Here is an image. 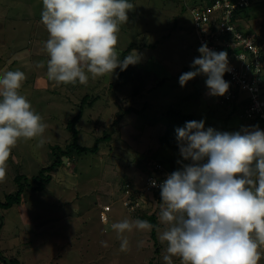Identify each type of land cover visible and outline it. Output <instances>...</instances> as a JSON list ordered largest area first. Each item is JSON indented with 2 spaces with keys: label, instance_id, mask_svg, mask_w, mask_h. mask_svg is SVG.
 Wrapping results in <instances>:
<instances>
[{
  "label": "rangeland",
  "instance_id": "374dc122",
  "mask_svg": "<svg viewBox=\"0 0 264 264\" xmlns=\"http://www.w3.org/2000/svg\"><path fill=\"white\" fill-rule=\"evenodd\" d=\"M195 1L130 0L133 8L127 10V22L119 24L115 51L122 60L135 49L140 54L139 62L122 73L117 67L113 74L99 76L87 73L85 67L89 76L86 84H57L47 78L48 55L43 45L49 33L41 23L42 0H0V76L17 69L25 73L18 91L45 125L40 136L20 138L12 148L5 164L6 175L0 180V202L17 190V174L30 178L55 160L52 146H63L68 140L66 124L79 112L84 96L88 100L76 125L78 143L90 147L104 131L110 135L108 141L98 143L96 153L64 157L62 166L51 172L44 190L33 191L27 186L21 204L8 210L0 207V252L7 259L19 264H166L163 256L167 244L159 240L167 227L159 219L164 203L152 205L146 199L142 209L157 216L158 245L150 237L151 230L133 228L118 237L110 228L114 222L137 219L135 206L121 189L123 181L144 190L148 176L145 170L153 161L165 159L169 166L175 163L180 167L178 148H167L159 141L169 127L183 126L166 111L174 108L191 114L194 120L217 123L221 126L215 128L218 131H239L249 126L264 130L263 125L246 123L238 113L226 118L232 113L231 106L220 104L223 95L208 94L205 75L195 76L183 87L179 84V76L192 70L190 64L199 56L191 13ZM248 10L250 17L242 21V26L250 30L251 39L255 34L264 43V0ZM213 44L217 46L218 41L213 40ZM39 62L45 66L38 67ZM246 96V91L239 94L241 100ZM128 107L139 113L117 119ZM174 137L176 141V134ZM25 180L22 182L26 185ZM125 237L129 249L122 252L120 242ZM258 251V264H264V244ZM172 260L181 264L179 257ZM0 264L11 262L0 260Z\"/></svg>",
  "mask_w": 264,
  "mask_h": 264
},
{
  "label": "clouds",
  "instance_id": "9594fccd",
  "mask_svg": "<svg viewBox=\"0 0 264 264\" xmlns=\"http://www.w3.org/2000/svg\"><path fill=\"white\" fill-rule=\"evenodd\" d=\"M132 8L130 0H42L41 23L49 33L43 45L48 80L86 84L85 67L87 73L99 76L138 63L135 49L122 60L115 51L119 24L127 22V10ZM197 51L200 55L193 58L192 70L179 76V84L183 87L203 74L208 94L224 95L230 86L223 78L231 71L227 53L211 50L206 43ZM25 79L18 69L0 76V180L18 140L38 137L45 130L41 116L18 91ZM175 134L180 167L170 173L160 164L170 173L158 185L164 203L159 219L167 225L159 234L167 244L163 260L166 264H173V257H179L181 264H258V248L264 244V130L249 126L218 131L206 128L201 119L186 121L175 128ZM150 184L157 186L156 180ZM152 227L139 218L110 225L118 237L133 228ZM128 249V239L122 238L120 251Z\"/></svg>",
  "mask_w": 264,
  "mask_h": 264
},
{
  "label": "trees",
  "instance_id": "16d2710c",
  "mask_svg": "<svg viewBox=\"0 0 264 264\" xmlns=\"http://www.w3.org/2000/svg\"><path fill=\"white\" fill-rule=\"evenodd\" d=\"M230 1L235 2L236 0H230ZM257 1H260V0H249V3L247 5L237 6L231 11L229 23H231L235 27V29L237 31H240L243 35H249L250 30H247L245 29V27L242 26L243 25L242 21L243 20L245 21L250 17L251 13L248 9L251 8V6H253L255 2ZM206 2H208V0H196L192 9H195V8L202 9L204 7V3ZM206 16L207 18L203 25V28H204L203 35L206 36V35H210L211 33H214L213 40L217 39L218 41V44L216 46L217 49L221 51L225 50L228 53L245 51L248 56H251V53H249L247 49L241 50V47L239 46H226L224 44L225 43L224 41H227V40L230 41L233 38V33L232 32L225 33V32L220 31L219 23L221 22V19L223 18V12L221 10H218L217 12H209ZM196 35H197V32H196ZM197 39H198L199 45L201 46L198 35H197ZM253 41L258 46V56L260 57L261 60H264V43L262 39H260L257 35L254 34ZM122 72L123 70L120 71V73ZM260 77H261V82L258 84L259 94H260V97L264 100V68H262L261 70ZM223 78L229 82L230 84L229 89L231 88L234 92L232 97L226 99L224 97L225 95L224 94L223 97H221L220 99L221 105L226 106V108H228V106H231L230 110L232 111V113L231 114L228 113L227 117L226 116L225 117L228 118V116L238 113L241 116V118H243L246 121V123L248 122L250 124L264 126V120L261 119L260 117H257V116L253 118L246 117L245 110L251 101L250 96L248 94L245 100H241L239 97V94L241 93V91L247 92V90L245 89L243 90L240 87L232 88L233 85L230 80V76L228 75L227 72L224 74ZM87 100H88V96L86 95L82 98V103H81L79 112L73 118H71L66 124V129L67 131L70 132V136L68 140L65 141L63 146L61 145L52 146L51 154L54 156L55 160L49 165L41 167L38 173L36 175L31 176L30 178L24 177L22 174H17L14 178L17 183V190L15 191L14 194H8L4 197V200L0 202L1 208L8 210L9 208L13 206L21 204L22 196L27 186L33 191L44 190L46 185L51 181V178H52L51 172L55 168H59L60 166H62L63 164L62 159L64 157L70 158V157H74V155L78 156V155H82L86 153H96L98 150V143L108 141V139L110 138V135L107 131H104L103 136L97 137L95 144L90 147L82 146L78 143L79 129L76 127V125L78 124L81 118L83 107H84L85 102H87ZM94 100L95 98H93L87 104L92 105ZM132 112L139 113L137 109L133 107H128L126 109H122V111L118 114L117 119H121V117L124 114L132 113ZM166 113L169 116H171V119L173 121L181 122L182 125H184L186 121L194 120L191 114H184L181 111L175 110L174 108H169L166 111ZM117 121L118 120H116L115 123H117ZM205 127L206 128L213 127L215 129V128H220L221 126L217 123L209 122V123H205ZM174 136H175V128L171 126L165 131L164 134L159 136V141L161 144H163L167 148L176 149L178 147H177ZM169 160H170L169 162H174L173 159H169ZM165 163L168 164V162L165 159H157L156 161H153L149 165L150 167V168L148 167L149 170H145L148 173L146 183L148 182V179L153 176L156 177L158 181H161V178L155 173L156 168H154V164H162L166 168V170L169 171L170 173L179 168V166L177 168V165L175 163L173 166H169L170 164L165 165ZM127 164H129V162ZM126 166H130V165H126ZM24 179H26L25 180L27 182L26 185L22 182V180ZM121 189L122 191H125L126 200L128 199L129 202L131 203L133 202L132 204L135 206V209H133V213L135 214V217L139 219L147 220L153 225L151 229L150 237H152L153 240L155 241L156 240V229L158 227L157 216L155 213L146 214L145 212L142 211V209L145 205L144 200L146 199H148L149 203L152 205L154 203L155 204L163 203V201H161L159 187L158 188L153 187V186L148 187V185H145V189L141 190L139 187H135L133 182L129 183L128 181L126 182L123 181V183L121 184ZM1 227H2V222H1V217H0V228ZM155 245H158L156 241H155ZM0 260L6 263L7 261H10L11 264L18 263V261L16 263L15 259H7L5 256L2 255L1 252H0Z\"/></svg>",
  "mask_w": 264,
  "mask_h": 264
},
{
  "label": "built area",
  "instance_id": "2783aa9c",
  "mask_svg": "<svg viewBox=\"0 0 264 264\" xmlns=\"http://www.w3.org/2000/svg\"><path fill=\"white\" fill-rule=\"evenodd\" d=\"M248 3L249 0H236L235 2H231L230 0H208L202 9H191V13L194 18L197 35L201 45L206 43L209 49L217 52L221 51L212 43L214 33L206 36L203 35V25L207 18L206 15L209 12H217L218 10H221L223 12V18L219 23L220 31L233 33V38L230 41H224V44L226 46H239L241 47V50L247 49L248 52L251 53V56H248L245 51L228 53L225 50H222L225 51L228 56L231 71L227 73L230 76L233 85L232 88L240 87L243 90L245 89L250 96L251 101L245 110L246 117L253 118L257 116L264 120V100L260 97L258 87V84L261 82L260 73L262 68H264V60H261L258 56V46L253 43V38L251 39L250 35H243L240 31H237L231 23H229L232 9L237 6L247 5ZM233 93V90L230 88L225 93L224 97L226 99L230 98L233 96ZM154 168H156L158 172L157 175L161 178V181H158L157 178L153 176L148 179L147 185L148 187H151L150 181L156 180V188H158V185L163 181L166 175L170 173L166 172L160 164H154Z\"/></svg>",
  "mask_w": 264,
  "mask_h": 264
}]
</instances>
